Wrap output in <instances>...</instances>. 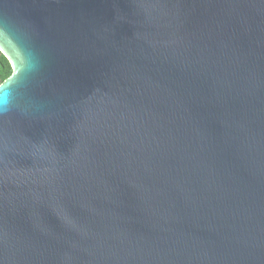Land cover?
<instances>
[{
	"label": "water",
	"instance_id": "obj_1",
	"mask_svg": "<svg viewBox=\"0 0 264 264\" xmlns=\"http://www.w3.org/2000/svg\"><path fill=\"white\" fill-rule=\"evenodd\" d=\"M39 71L0 116V264H264V0H0Z\"/></svg>",
	"mask_w": 264,
	"mask_h": 264
},
{
	"label": "clouds",
	"instance_id": "obj_2",
	"mask_svg": "<svg viewBox=\"0 0 264 264\" xmlns=\"http://www.w3.org/2000/svg\"><path fill=\"white\" fill-rule=\"evenodd\" d=\"M0 116L10 113L26 83L39 71L40 62L31 37L11 21L0 20Z\"/></svg>",
	"mask_w": 264,
	"mask_h": 264
},
{
	"label": "trees",
	"instance_id": "obj_3",
	"mask_svg": "<svg viewBox=\"0 0 264 264\" xmlns=\"http://www.w3.org/2000/svg\"><path fill=\"white\" fill-rule=\"evenodd\" d=\"M7 71L6 67L4 65H0V72Z\"/></svg>",
	"mask_w": 264,
	"mask_h": 264
}]
</instances>
